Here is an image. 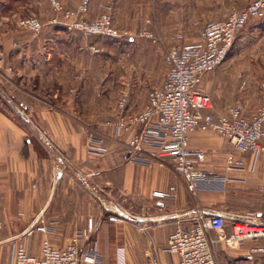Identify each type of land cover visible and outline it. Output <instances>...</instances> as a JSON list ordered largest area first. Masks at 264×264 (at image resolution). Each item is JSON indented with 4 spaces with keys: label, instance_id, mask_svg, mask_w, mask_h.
I'll return each instance as SVG.
<instances>
[{
    "label": "crops",
    "instance_id": "1",
    "mask_svg": "<svg viewBox=\"0 0 264 264\" xmlns=\"http://www.w3.org/2000/svg\"><path fill=\"white\" fill-rule=\"evenodd\" d=\"M60 1L70 9L81 2ZM106 3L119 14V28L130 37L141 30L166 31L159 22L189 15V0H93L86 17L106 11ZM215 3L227 8L217 18L225 19L248 1L239 8L234 6L241 1ZM50 6L48 0H0V95L17 108L15 115L0 106V264H12L21 240L30 255H40L44 234L25 235L40 218L51 225L49 238L56 246L87 229L90 236L82 247L96 252L95 264H170L178 260L166 250L170 234L204 210L226 218L223 230H209L219 238L214 247L218 264H264L259 250L264 238L228 241L237 220L264 223V155L255 159L242 154V166L230 165L229 141L196 130L190 146L204 152L199 167L224 181L196 191L188 189L172 158L160 156L150 142L133 158L130 134L109 122L121 110L141 111L148 91L162 85L169 69L164 50L138 47L144 60L127 63V75L119 79V38L86 36L63 24H47L34 32L16 23L30 14L48 20ZM257 37L260 44H252ZM249 52H264V18L250 20L224 62L201 76L199 84L211 96L215 114L242 107L234 77L238 57ZM90 134L100 142H90ZM171 187L169 197L154 195Z\"/></svg>",
    "mask_w": 264,
    "mask_h": 264
},
{
    "label": "built area",
    "instance_id": "2",
    "mask_svg": "<svg viewBox=\"0 0 264 264\" xmlns=\"http://www.w3.org/2000/svg\"><path fill=\"white\" fill-rule=\"evenodd\" d=\"M55 15L50 24H63L70 30H78L88 35L119 38L120 34L113 24L112 15L103 12L93 20L87 19L92 0H82L78 9L65 7L60 0H49ZM264 18V0H248L245 7L233 9L227 18L209 20L205 23L200 37L192 43L176 44L167 50L169 66L161 86L152 89L145 107L127 114L119 111L110 124H115L118 132L130 134L129 153L133 158L139 156L143 146L151 143L159 150L160 156H169L174 167L186 180L190 191L198 188H211L223 184L216 175L201 169L198 162L204 152L191 148L190 134L196 130L212 131L225 137L230 143L226 154L227 163L242 166V154L250 153L255 159L264 155V80L261 84V103L251 116L244 115L239 106H229L225 113L215 114L211 96L199 84L201 76L224 62L236 35L253 19ZM17 24L39 32L44 23L37 16L22 17ZM126 34V33H125ZM145 35L153 37L149 31ZM99 51L98 48H93ZM4 52L0 51V59ZM9 70H12L9 67ZM121 107L123 102L120 103ZM44 135V134H42ZM45 140L47 138L45 137ZM89 141L99 143L94 134ZM104 152V149L100 150ZM174 187L168 191H155L159 197L171 196ZM225 215L219 212L209 214L206 210L197 214L188 226L178 224L170 234L166 250L176 254L178 260L170 264H218L214 247L219 238L210 236L209 230H223ZM230 240L243 238H264V223L250 218L237 220L233 224ZM245 228H247L245 230ZM53 231L44 218H40L25 235L35 232L44 234L39 256L30 255L24 241H19L13 250L12 264H95L97 254L94 250L83 249L90 233L82 229L64 246L54 245L49 234ZM2 225L0 223V236ZM264 252V246L259 249Z\"/></svg>",
    "mask_w": 264,
    "mask_h": 264
},
{
    "label": "rangeland",
    "instance_id": "3",
    "mask_svg": "<svg viewBox=\"0 0 264 264\" xmlns=\"http://www.w3.org/2000/svg\"><path fill=\"white\" fill-rule=\"evenodd\" d=\"M220 1H223V0H220ZM225 1H228V0H225ZM236 1L237 3L239 1L242 2V5L237 4L234 6L236 8H239V7L244 6L248 0H236ZM108 3H106L107 5L105 8L106 11H103V12H109L112 15L113 24L120 34L119 54L117 56V59L119 60V79L123 78L122 76L126 77L127 63L144 60L142 58V54L140 53V51L138 52V47L146 48L150 45H155L157 47L160 46L161 49L164 50V56L166 58L167 50L170 47L176 44L192 43V42L197 41L207 21L221 18L223 14L225 15L227 13V8L225 9L223 8V6H217L215 3V0H189L188 9H187L189 15L187 19H184L178 16L177 17L172 16V19L169 21L167 20V21L159 22V24H161L162 26L161 28L162 29L164 28L166 31H162L161 29L160 31L141 30V31H136L134 33V36L130 37V33L127 30H121L119 28V14H117L114 11L113 6ZM50 5H51L50 9L52 10L53 15L44 22L40 19L38 15H35V14H30V15L22 16V17L37 16L44 23V26L47 24H50L48 23L49 20L55 15L53 6L51 3ZM78 7L76 9H78ZM44 10H46V7H44ZM89 10H90V6H89ZM88 13L89 11L86 14ZM228 13H229V10H228ZM22 17H19V18H22ZM95 18L87 17V19L89 20H93ZM24 29L30 30L27 28H24ZM145 31H149L151 34H153V37H149L145 35L144 34ZM82 34L86 36H94L97 38H109L106 36L88 35L84 33ZM260 41L261 39L257 37L253 39L252 44H260ZM93 50L95 51V49ZM166 66L167 64L165 65V67ZM236 67L237 68L235 70V77H234L235 83H236L235 84L236 85V97L238 100L241 99L242 107L240 105L238 106L242 109L245 116L250 117L249 114L257 111L261 103V92H262L261 84L264 80V52L262 53L249 52L245 55L240 54L236 62ZM156 71L158 73V70ZM148 93L150 92L148 91ZM3 102H4V105H2ZM57 103H59L60 105L64 104V102L62 103L57 102ZM0 106H2L3 108L7 110L13 111L15 115L17 113L16 106L6 102L1 95H0ZM31 124L36 125L37 123L33 119ZM43 134L45 137L48 135L47 133H43Z\"/></svg>",
    "mask_w": 264,
    "mask_h": 264
},
{
    "label": "bare ground",
    "instance_id": "4",
    "mask_svg": "<svg viewBox=\"0 0 264 264\" xmlns=\"http://www.w3.org/2000/svg\"><path fill=\"white\" fill-rule=\"evenodd\" d=\"M247 228H245V230H246Z\"/></svg>",
    "mask_w": 264,
    "mask_h": 264
}]
</instances>
